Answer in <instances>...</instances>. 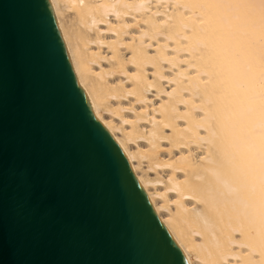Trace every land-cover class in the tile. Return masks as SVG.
<instances>
[{
	"label": "bare ground",
	"instance_id": "6f19581e",
	"mask_svg": "<svg viewBox=\"0 0 264 264\" xmlns=\"http://www.w3.org/2000/svg\"><path fill=\"white\" fill-rule=\"evenodd\" d=\"M49 1L187 263L264 264V0Z\"/></svg>",
	"mask_w": 264,
	"mask_h": 264
},
{
	"label": "water",
	"instance_id": "95a60500",
	"mask_svg": "<svg viewBox=\"0 0 264 264\" xmlns=\"http://www.w3.org/2000/svg\"><path fill=\"white\" fill-rule=\"evenodd\" d=\"M0 264H188L80 87L49 0H0Z\"/></svg>",
	"mask_w": 264,
	"mask_h": 264
}]
</instances>
